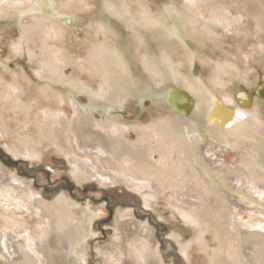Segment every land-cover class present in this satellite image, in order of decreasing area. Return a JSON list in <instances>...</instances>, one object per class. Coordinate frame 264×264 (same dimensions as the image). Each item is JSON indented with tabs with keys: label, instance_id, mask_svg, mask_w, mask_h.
Listing matches in <instances>:
<instances>
[{
	"label": "bare ground",
	"instance_id": "1",
	"mask_svg": "<svg viewBox=\"0 0 264 264\" xmlns=\"http://www.w3.org/2000/svg\"><path fill=\"white\" fill-rule=\"evenodd\" d=\"M66 2L33 0L19 9L20 15L35 19L32 29H22L23 36L34 41L37 31L45 28L42 20L36 21L37 13L42 14L40 19H44L45 14L64 16L67 23H73L74 19V25H80L81 19L74 10H63ZM122 4L124 6L113 13L104 6L100 18L109 23V16H116L118 20L127 17L139 40L153 42L157 37L163 40L161 53L143 57L141 61L147 71L161 74L158 96L165 94L177 120L167 118L148 124L144 140L135 143L127 140L126 129L118 124L100 123V129H96L99 124L94 119L93 108L100 104L117 105L126 97H132L140 85L132 73L131 65H135L136 56L131 47L121 45L107 49L102 46L94 62L97 71L108 80L110 91L102 96H90V106L86 108L75 105L76 113L71 120L63 116L51 119L45 125L46 136L66 155L74 168L73 177L79 183L95 179L99 184H106L111 180L112 171L119 174L116 182H123L141 194L147 205L146 197L161 193L168 181L181 212L186 218L196 220L192 241L203 252L211 254L207 264H264V165H257L253 160L227 164L221 154L222 146H216L227 136L232 141L243 139L249 142L246 153L254 157L260 152L264 160V130H254L255 118L245 116L242 108H232L225 98L229 86L226 87L224 81L231 82L232 71H237V66L216 64L218 77L228 76L229 79L220 78L219 88L208 92L201 82L182 75L173 58V50L179 45L172 41L179 32L169 27L165 29L163 21L153 19L150 14L136 15L127 0H122ZM1 7L6 11V5ZM168 12L177 13L174 8ZM195 24V19L182 21L184 37L190 41L193 38L189 29ZM202 27L206 31L210 28ZM35 29L38 30L33 32ZM61 69V65L51 61L40 76L53 82L61 77ZM83 84L78 83L77 88L87 92ZM256 87L250 94L237 91L231 101L244 107L252 106L253 96L256 99L264 96V85ZM194 108L195 118L187 123L184 116H189ZM21 141L11 142L8 151L15 157L32 158L35 154L32 145ZM168 150L177 154L176 160L167 154ZM154 153H159L160 157L155 159ZM71 195L63 191L46 200L31 182L0 163V259L5 264H88L89 242L96 237L94 220L99 209L88 201L81 204ZM253 210L260 213L257 220L252 217L242 222L238 218L241 212ZM30 218L34 224L28 223ZM114 224L110 242L95 247L102 264H165L152 239L151 228L134 220L131 209H117ZM12 226L21 229L14 232L10 230ZM207 232L216 245L213 244L214 248H210L206 240ZM177 238L178 250L190 263V242L181 246Z\"/></svg>",
	"mask_w": 264,
	"mask_h": 264
},
{
	"label": "rangeland",
	"instance_id": "2",
	"mask_svg": "<svg viewBox=\"0 0 264 264\" xmlns=\"http://www.w3.org/2000/svg\"><path fill=\"white\" fill-rule=\"evenodd\" d=\"M31 1L0 0V163L31 182L46 200L64 191L72 194L79 203L88 201L99 209L98 217L94 220L96 237L89 242L88 264H102L95 253V247L110 242L114 235L117 209H131L134 220L151 228L152 239L158 245L165 264H207L211 254L203 252L192 241L197 228L196 220L186 218L181 212L168 181L163 193L146 197L147 205H144L141 194L123 182H116L119 174L112 171L109 184H99L95 179L79 183L73 177L74 168L66 155L44 132L45 125L51 119L63 116L71 120L76 113L75 105L86 108L90 106V96H102L110 91L108 80L97 71L94 62L102 46L107 49L121 45L131 47V52L134 51L136 56L135 65H131L132 73L140 85L132 97H126L117 105L100 104L94 107V119L99 124L96 129H100V123L118 124L126 129L127 140L135 143L144 140L142 137L148 124L167 118L177 120L167 104L165 94L158 96L161 91V74L147 71L141 61L143 57L161 53L163 40L160 37L153 42L139 40L140 37H137L126 21L127 17L118 20L116 16H109V23H104L100 18L102 8L107 6L113 13L124 6L122 0H66L63 10H74L81 19L80 25H74L73 18V23H67L64 16L51 17L45 14L44 19H40L42 14L37 13L36 21L42 20L45 28L35 29L33 32L38 30V33L34 34V41H29L23 36V30L32 29L35 19L20 15L18 10ZM127 2L136 15L150 14L153 19L162 20L165 29L169 27V30L179 32L172 41L179 45V48L173 50V58L182 75L194 82H201L208 92L215 87L219 88L217 83L221 82L220 78L229 79L228 76L218 77L215 65L234 63L237 71H232L231 82L224 81L226 87L229 86L225 91L227 104L234 109H244L243 113L247 117L253 116L255 119L252 118V123L257 126H254V130H264V96L257 99L253 96L252 106L244 107L231 101L237 91L250 94L256 86L264 83V0ZM3 5H6L7 12L1 7ZM171 8L177 13H169L168 9ZM188 19H195L197 23L189 29L193 41L184 37L182 21ZM203 25L210 28L206 31ZM51 61L62 66L61 77L53 82L40 76V72ZM78 83H84L87 92L78 90ZM194 110L189 116H184L188 119L187 123L194 120ZM187 123L183 125L187 126ZM15 140L32 145L35 153L32 152V158L15 157L8 151L11 142ZM157 141L169 145L161 139ZM221 141L216 146H222L221 154L227 164L253 160L257 165H264L260 152L254 157L246 153L248 141H232L230 136ZM167 154L176 160V153ZM153 156L158 159L160 154L154 153ZM259 215L258 210H253L251 213L241 212L238 218L247 222L252 217L257 220ZM236 219L235 216L234 222ZM28 223L35 222L30 218ZM15 227H10V230L17 232L21 229ZM175 237H178L181 246L190 242V263L185 261L178 250ZM205 237L210 248H214L216 245L211 241V234L207 232ZM0 264L5 263L0 259Z\"/></svg>",
	"mask_w": 264,
	"mask_h": 264
},
{
	"label": "water",
	"instance_id": "3",
	"mask_svg": "<svg viewBox=\"0 0 264 264\" xmlns=\"http://www.w3.org/2000/svg\"><path fill=\"white\" fill-rule=\"evenodd\" d=\"M261 85H264V83H263V84H260L259 86H261ZM259 86H257V87H259ZM257 87H256V88H257Z\"/></svg>",
	"mask_w": 264,
	"mask_h": 264
}]
</instances>
